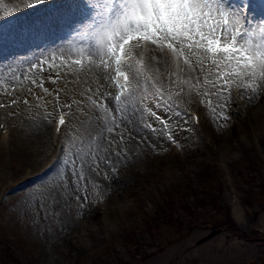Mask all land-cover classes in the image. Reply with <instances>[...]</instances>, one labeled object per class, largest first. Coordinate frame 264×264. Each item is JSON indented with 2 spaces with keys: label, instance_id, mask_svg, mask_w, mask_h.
<instances>
[{
  "label": "rangeland",
  "instance_id": "1",
  "mask_svg": "<svg viewBox=\"0 0 264 264\" xmlns=\"http://www.w3.org/2000/svg\"><path fill=\"white\" fill-rule=\"evenodd\" d=\"M17 2L0 3V16ZM258 20L257 13L253 23ZM94 48V41L57 32L39 46L0 51V103L9 104L7 93L27 91L10 87L19 84L14 75L22 79L28 70V63H15L18 57L59 64L61 57L78 59ZM71 72L61 69L62 76ZM163 75L166 81L168 73ZM69 79V88L78 91L75 78ZM188 100L174 97V104L196 110L200 126L174 127L179 146L137 136L116 180H104L101 171L88 184L82 209L72 195L57 206L59 215L47 218L36 208L41 193L59 179L45 172L62 137L32 127L43 108L10 106L18 118L0 108L7 128H0V264H264V102L234 107L227 128H219L222 121L206 104Z\"/></svg>",
  "mask_w": 264,
  "mask_h": 264
},
{
  "label": "snow or ice",
  "instance_id": "2",
  "mask_svg": "<svg viewBox=\"0 0 264 264\" xmlns=\"http://www.w3.org/2000/svg\"><path fill=\"white\" fill-rule=\"evenodd\" d=\"M4 16L0 51L39 46L57 32L95 42L80 58L61 57L59 64L18 57L15 63H28V70L22 79L14 75L19 84L10 87L27 91L7 93L9 104L0 103L17 118L10 106L43 108L32 127L62 137L45 172L59 179L36 208L45 218L59 215L57 206L72 195L82 209L87 186L101 171L104 180H116L137 136L179 146L174 127L188 131L184 125L197 116L181 111L174 97L198 98L222 121L219 128H227L234 107L264 102V0H18ZM64 68L72 72L62 76ZM69 76L78 91L69 88Z\"/></svg>",
  "mask_w": 264,
  "mask_h": 264
},
{
  "label": "bare ground",
  "instance_id": "3",
  "mask_svg": "<svg viewBox=\"0 0 264 264\" xmlns=\"http://www.w3.org/2000/svg\"><path fill=\"white\" fill-rule=\"evenodd\" d=\"M234 212H235L236 216L239 218L240 212L237 208V204L234 206Z\"/></svg>",
  "mask_w": 264,
  "mask_h": 264
}]
</instances>
